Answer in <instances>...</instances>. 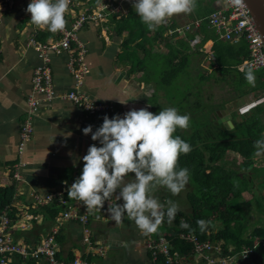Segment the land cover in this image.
<instances>
[{"label": "crops", "instance_id": "0c3cea01", "mask_svg": "<svg viewBox=\"0 0 264 264\" xmlns=\"http://www.w3.org/2000/svg\"><path fill=\"white\" fill-rule=\"evenodd\" d=\"M26 1L14 0V7L0 15V187L16 186V196L10 209L14 213L8 226L13 241L34 249L55 226L54 222H45L38 210L41 206H36L34 196L61 193L65 204L60 205L59 213L71 210L88 214L92 246L89 248L82 242L83 231L80 224L64 221L55 237L58 261L67 263L79 258L86 260L88 264H159L152 261L147 245L163 234L159 229L160 225L156 232L142 236L127 217L120 224L107 218L105 208L115 202L119 189L105 202L101 211L88 212L79 201L67 196L68 188L81 173L82 157L88 147L94 143L99 146L91 140L90 134H82L81 129L91 125L95 131L102 124L105 115L110 119L113 115H120L122 118L130 109L147 108L152 113L163 109L164 98L161 94L159 96L157 79L155 76L152 79L147 76V73H155V70L159 69L156 64V59L159 60V36L155 34L157 28L154 31L147 29L136 16L132 0H98L97 3L94 0L74 1V14L94 11L100 3L106 1L113 4V7H119L115 14L108 16L103 22L85 25L76 33L77 41L85 48L80 62L84 72L79 92L97 108L89 113L66 99V95L74 90L73 76L68 67L72 57L67 53L49 54L54 98L47 101L33 94L32 73L41 62L37 53L28 45V41L34 36L36 42L46 43L56 39L57 34L49 33L46 28L34 32L25 11ZM196 2L198 4L194 11L177 14L165 23L175 22V29H179L201 20L202 9H210L213 12L224 5V0ZM177 19H181V22ZM122 20L124 24L119 28ZM69 22L70 18L67 24ZM137 32L151 40V43L143 44L144 50L139 47L142 37L138 38ZM194 32H188L192 35L187 46L189 49L179 50L181 52L176 53L173 59L178 63L181 59L186 61L188 57V72L192 53H206L210 45L211 49L213 47L211 38L201 45L203 36ZM130 35L133 37L130 38ZM179 38L181 37H176ZM192 42H195V45L189 46ZM134 49L136 51L132 52ZM145 49L147 53L144 52ZM76 51L73 47V52ZM210 55L212 54H206L208 61L212 63L209 60ZM74 67L77 69L76 65ZM261 93L262 90L259 94ZM30 95L35 97L37 105L29 113L27 99ZM156 99L159 102L157 106ZM27 119L30 121L32 132L19 153L20 133ZM13 173L17 174L18 179H14ZM132 179L133 176L128 174L124 177V182H131ZM167 194L169 193L163 188L159 191L156 188L151 193L165 207L171 200L177 205V211H188L186 204L182 203V196L185 201L186 191L173 196ZM29 216L32 217L31 220H28ZM259 228H264V224L251 231L246 227L244 234L249 237ZM96 248H100L103 255L97 254ZM244 249L246 248L241 251ZM241 251L233 255L228 264H264L263 248H255L245 258L239 255ZM178 255L180 264H207L204 257L195 255L193 250L187 255ZM11 264L47 263L43 259L35 261L14 256Z\"/></svg>", "mask_w": 264, "mask_h": 264}, {"label": "trees", "instance_id": "16d2710c", "mask_svg": "<svg viewBox=\"0 0 264 264\" xmlns=\"http://www.w3.org/2000/svg\"><path fill=\"white\" fill-rule=\"evenodd\" d=\"M94 1L97 3L98 0ZM197 4L196 2L194 10L197 8ZM202 12L201 27L196 29L190 27L182 36L175 32V22L166 23L157 28L155 34L159 36V42H162L167 49L166 53L163 52L164 54L159 50V59L161 58L162 62L166 60L174 68L170 72L169 70L164 71L157 68L155 73H147V76L151 79L153 76L156 77V83L159 85V96L161 94L167 100L168 105L176 106V108L178 104L175 103L174 98L178 97V92L180 93L181 100L189 98L191 93L188 90L190 88L188 89L185 86L182 89L180 85L178 86L179 83L188 81V57L186 61L180 60L181 66H178L173 59L176 57V53L189 49L187 46L190 39H192V35L188 32L195 31L194 34L203 36L201 45L208 38L213 40L212 49L210 45L206 53L212 54L214 62H210L209 65L219 68L220 80L226 81V78H228L229 84L234 87V91L237 93L234 92L237 95L236 97L253 93L254 98H256L257 94L261 90H264V84L261 82V73L253 71L255 72V84L251 86L244 79L246 69L242 72L236 69L248 55L244 41H240L237 44H229L218 40L214 31L208 29L206 26V18L212 13L211 10L202 9ZM123 24L124 21L122 20L120 25H118L119 28ZM164 32H171L169 34L171 41L166 40L167 37L166 39L163 38ZM178 36L181 38L176 39ZM132 37L130 35V38ZM149 42L151 43V40L143 36L142 42L139 44L140 49L144 50L143 44H148ZM135 51L136 49L132 50V52ZM144 52L147 53L148 51L145 49ZM199 79L202 80L203 77L199 76ZM218 107L222 108L223 106ZM204 108L202 107V111L191 109L193 110V115L190 120L193 121H191L190 126L183 130L182 134L175 133L191 146V151L186 155H181L177 161L178 167L187 168L190 174V180L187 184L190 186V191L186 193L184 201V204L189 207L190 211H177L175 219L171 223H168L165 218L159 226V229L163 232L160 236L170 243V250L172 252H177L180 255L192 253V245L179 239L180 234H190L201 242L220 245L222 256H233L238 254L243 248H252L253 237L262 238L264 236V228L254 230L249 237L244 234L246 232L244 225L246 217L242 213L241 208L237 207L238 203L248 204V202H243L242 198V194L246 192L251 195V200L255 202L257 210L258 208H263L262 202L264 199H257V192L260 190L251 187V185L254 186V174L261 176L264 173L260 171L264 170V166L258 169L254 167V158L256 156L254 155L253 148L254 142L264 132V123L262 117H260L264 113V103L251 109L245 115L240 116L236 112H233L232 119L235 126L228 131L222 129L217 121H212L210 118V112L213 113L214 109L217 110L215 106H205ZM208 109L209 111L207 112ZM215 114L217 116V112ZM240 133L245 137L243 140L238 138ZM227 151H231L242 158L237 164H231L234 169L226 168L225 163L214 165L222 161ZM260 158L263 159L264 155H261ZM248 172H251V174H248ZM170 195L173 196L169 192L167 196ZM15 196V185L4 188L0 187V214H5L9 219V223L14 213L10 209ZM38 210L39 213L41 212L45 222L51 223L54 222L61 207L54 201L52 204L40 207ZM200 219L210 222L203 232L199 230L196 224V221ZM182 221L188 223L190 229L181 228L179 225ZM216 222H218V227L215 225ZM158 263H163V259L160 256Z\"/></svg>", "mask_w": 264, "mask_h": 264}, {"label": "clouds", "instance_id": "9594fccd", "mask_svg": "<svg viewBox=\"0 0 264 264\" xmlns=\"http://www.w3.org/2000/svg\"><path fill=\"white\" fill-rule=\"evenodd\" d=\"M228 2L224 0L225 6ZM230 2L239 4L240 0ZM68 5L69 0H30L25 11L30 14L33 26L55 34L65 29ZM132 7L147 29L154 31L167 19L192 12L196 0H132ZM244 79L254 86L251 67L245 70ZM189 122L188 114H180L176 107L169 106L157 113L147 108L130 109L122 118L113 115L110 119L105 115L95 131L91 125L84 127L82 134H90L99 146L91 144L82 157L81 173L68 188V198L79 201L88 212L101 211L119 189L115 202L105 208L111 221L120 224L127 217L142 236L156 232L165 218L171 223L177 205L170 200L165 207L151 193L161 186L176 195L189 182L188 169L178 167L177 161L191 151V146L175 134L178 129H187ZM253 148L255 156L264 155V134L254 142ZM128 174L133 179L125 183ZM209 223L203 219L196 221L201 232ZM179 226L190 229L183 221Z\"/></svg>", "mask_w": 264, "mask_h": 264}, {"label": "built area", "instance_id": "2783aa9c", "mask_svg": "<svg viewBox=\"0 0 264 264\" xmlns=\"http://www.w3.org/2000/svg\"><path fill=\"white\" fill-rule=\"evenodd\" d=\"M8 1L7 8L14 7V0H0ZM124 1V0H123ZM128 1V0H126ZM30 0L26 1L25 9ZM109 1L106 3H100L98 9L94 11H86L80 13H73L71 17L66 18V14L74 8L73 0H69L68 9L65 13L66 25L70 18V28L65 25L63 31L57 32V38L46 43H39L35 41L34 36L30 37L28 45L37 53V56L41 62V65L33 70L31 85L33 94L43 98L44 100H52L55 96V92L52 87V79L49 69L50 58L49 54L60 55L61 53H67L72 57L71 63L68 65L69 70L74 80V90L66 95V99L73 103L76 107H79L86 112L92 113L96 111V107L90 104L83 94L79 92L82 84V73L84 68L81 67L80 62L82 60L85 48L76 39V33L80 31L85 25L95 24L104 21L109 14L116 13L119 9L113 7ZM27 13V12H26ZM28 17L30 18V14ZM202 20H196L192 22L191 26H186L188 30L190 27L196 29L201 27ZM206 26L208 29L213 30L218 40L229 44H237L240 41H244L247 47V58L237 66L239 72L251 67L253 71L261 73V82L264 84V44L262 36L259 34L258 29L250 15L249 9L244 2L240 0L239 4H232L229 0L228 5L215 10L206 18ZM34 32L39 31L40 28L33 26ZM73 47L77 50L73 52ZM210 59L213 60V56L210 55ZM74 65L77 66L75 69ZM264 103V90L258 99L251 101L249 104L244 105L242 108H251L256 105ZM37 105V100L31 95L27 99V106L34 109ZM29 112V110H28ZM30 113V112H29ZM240 114V113H239ZM242 115V114H240ZM32 132L30 121L27 119L21 129L18 151L22 152L25 143ZM14 179H18L16 173H13ZM36 206H48L54 201L59 205H64L65 202L62 199L61 193L48 194L46 196H34ZM31 220L32 217H27ZM64 221H72L80 224L83 231V242L88 246H91L89 238L88 214L80 213L78 211L65 210L59 213L55 219V226L51 232L44 237L34 249H29L24 245L14 242L9 232V219L5 214H0V264H11L12 258L18 256L21 259L39 260L44 259L47 264H88L86 260L75 258L67 263H62L56 259V244L55 235L57 234L60 225ZM179 239L188 242L193 246V250L196 253H202L209 251L210 247L207 244L199 243L190 234H180ZM260 246L264 248V238L254 243V247ZM151 259L154 262H158L159 256L164 259V264H180V257L177 252H169L170 246L166 239L163 237L158 238L156 241L147 245ZM90 248V247H89ZM97 254L103 255V251L100 248L95 249ZM251 252V249H247L243 252L246 255ZM212 263V261L210 262Z\"/></svg>", "mask_w": 264, "mask_h": 264}, {"label": "rangeland", "instance_id": "374dc122", "mask_svg": "<svg viewBox=\"0 0 264 264\" xmlns=\"http://www.w3.org/2000/svg\"><path fill=\"white\" fill-rule=\"evenodd\" d=\"M6 2H8V1H1L0 2V15L5 13L6 10H8V9H6L8 7ZM121 2H123V0H121ZM73 3H74V1H73ZM71 11H73V9H71L70 12H68L66 14V18L71 17L73 15V13L71 14ZM113 14H115V13H113ZM113 14H109L108 16L113 15ZM108 16H107V18H108ZM177 20H179L181 22V19H177ZM169 22H172V21H169ZM165 24L166 23H163L162 25H165ZM191 25H192V23H190L188 26H191ZM66 26L68 28H70L69 24H67ZM169 34H171V32H164L163 38L166 39V37H167L166 40L171 41ZM136 35L138 37H140L141 32H137ZM141 41L142 40H140L139 42H141ZM159 43H160L159 50L161 51V53H163V52L166 53L167 49L165 48L163 43L162 42H159ZM172 43H173V41H172ZM194 44H195V42H192V43H190L189 46L194 45ZM193 54L195 56H193ZM206 54L207 53H205V52H203V53H201V52L200 53L199 52L192 53L191 63L189 66L190 71L187 74L188 81L185 83H179L178 84V86L180 85V88H182V89H184L185 86L188 87V89L190 88L188 90V92L191 93L189 98H187V99L181 100L180 99L181 97L179 96V94H180L179 92H178V97L174 98L175 103L178 104L177 109H178L180 114H188L191 118L193 110L202 111V107L204 108L205 106H213V107L215 106V108H217V110L214 109L213 113L210 112V118L212 119V121L215 120L218 123V120L220 118H222L221 117V112H222L221 110L228 111L229 115L232 117L231 114H233V112H236L238 115H240V114L245 115V113L247 114V112H250L251 109H254L256 106L261 105V104H259V105H256L254 107H251V108H247V107L242 108L244 105H246V103L250 102L252 99L253 100L258 99L260 94H257L256 98H254V95H252L253 93H247L246 96H243V97H241V96L236 97L237 93L234 91V87L229 84L228 78H226V81L220 80V74L218 72L219 68H216L215 66L211 67L209 65L210 61H208V57L206 56ZM159 60H160V62H159ZM159 60L156 59V64L159 65V70H164V71L169 70V72L174 70L173 66H170L166 62V60H165V62H162L161 58ZM209 60H211L212 63L214 62V58H213V60L209 58ZM180 64L182 65V63H180V62L177 63L178 66H181ZM236 69L238 70V68H236ZM210 74H212V76L209 77ZM199 76H202L203 79L200 80ZM177 89H178V87H177ZM246 90H248V89H246ZM156 94H158V91L156 92ZM194 95H197V96H194ZM162 102L164 103L163 108L169 107V106H167V100L166 99H164ZM162 102L160 101V103H162ZM158 104H159V102L156 99V105L155 106H157ZM218 106H223V107L220 108ZM27 109L29 110V112L34 110V109L29 108V106ZM191 109H193V110H191ZM208 111H209V109L207 110V112ZM215 112H217L218 117L216 116ZM193 117H197V116H193ZM260 117H262V120H264V113L261 114ZM191 121H193V120H190L189 126L191 124ZM177 132L182 134L183 130L178 129ZM263 134H264V132H263ZM238 138L240 140H243L245 137H244V135H241V133H240V136H238ZM254 159H255L254 167L256 169L264 166V158L262 159V158H260V156H256ZM241 160H242V158L239 155H236L235 153H233L231 151H227L225 153L222 161L220 163L219 162L215 163L214 165H219V164L225 163L226 168L228 167V168L234 169V167H232L231 164H234V163L237 164ZM260 171L264 172V170H260ZM248 174H251V172H248ZM263 175H264V173H262L261 176L254 174V177H253L254 186L251 185V187L258 188V190H260L257 192V195H258L257 199H261V198L264 199V176ZM161 188H163L164 190H167L164 187L158 186L157 187L158 191ZM183 190L186 191V193L189 192L190 186L186 185ZM167 192L169 193V191H167ZM242 197H243V202H248V204L238 203L237 207L241 208L242 213L246 217V220L244 221L245 227H247V229L251 231L252 229L259 227L260 225L264 224V201L262 202L263 208H258V210H257L256 206H255L256 205L255 202L251 200V195H249L248 193L245 192L242 194ZM182 199H183L182 203H183V205H185L184 204V196H182ZM251 201H252V203H250ZM186 207H187L188 211H190V209L187 205H186ZM215 225H217V227H218L219 226L218 222H216ZM258 239H259L258 237H254L253 241L256 242V241H258ZM82 242H83V239H82ZM215 245L217 246V248H219L220 257H221L222 251L220 249V245H218V244H215ZM91 246H88V247H91ZM229 249H231V248H229Z\"/></svg>", "mask_w": 264, "mask_h": 264}, {"label": "water", "instance_id": "95a60500", "mask_svg": "<svg viewBox=\"0 0 264 264\" xmlns=\"http://www.w3.org/2000/svg\"><path fill=\"white\" fill-rule=\"evenodd\" d=\"M246 3L250 15L258 29L259 34L262 36L264 44V0H244ZM221 116L223 118L218 120V124L222 129L228 131L234 128L235 123L227 111H222Z\"/></svg>", "mask_w": 264, "mask_h": 264}, {"label": "bare ground", "instance_id": "6f19581e", "mask_svg": "<svg viewBox=\"0 0 264 264\" xmlns=\"http://www.w3.org/2000/svg\"><path fill=\"white\" fill-rule=\"evenodd\" d=\"M185 27H186V26L181 27V28H179V29H176L175 32L182 36L183 33H186V32L188 31V30L185 29ZM247 113H248V112H247ZM245 114H246V113H245ZM192 236H193V235H192ZM193 237H194L199 243L207 244V245L210 247V250H209V251H205V252H202V253H196V252H194V250H193V246H192L193 253H194L195 255L200 256V257H204V259H205V261H206L207 264H228L229 261L232 259L233 256H221V257H220V250H219V248H217V246H216L215 244H212V243H210V242H201V241H199L195 236H193ZM160 238H161V237H160ZM263 238H264V236H263L262 238H259L258 240H261V239H263ZM168 243H169V242H168ZM254 243H255V241H254ZM169 246H170V243H169ZM255 248H262V247H260V246H256V247H254V244H253L252 248H246V249H244V251L247 250V249H251V252H250V253H252V251H253ZM263 249H264V248H263ZM244 251H241V253L239 254V255H241L243 258H245L248 254H250V253H248V254H246V255H243V252H244ZM169 252L172 253V251H171L170 249H169ZM160 257H161V256H160ZM161 258H162V257H161ZM162 259H163V258H162ZM211 261H212V263H210ZM162 264H164V259H163V263H162Z\"/></svg>", "mask_w": 264, "mask_h": 264}]
</instances>
